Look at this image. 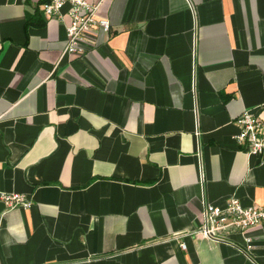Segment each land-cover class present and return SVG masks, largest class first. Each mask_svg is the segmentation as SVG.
<instances>
[{"label":"crops","instance_id":"1","mask_svg":"<svg viewBox=\"0 0 264 264\" xmlns=\"http://www.w3.org/2000/svg\"><path fill=\"white\" fill-rule=\"evenodd\" d=\"M44 1L0 0V264H264V224L192 234L205 202L264 205L235 139L264 119V0H92L111 30L71 54Z\"/></svg>","mask_w":264,"mask_h":264},{"label":"built area","instance_id":"2","mask_svg":"<svg viewBox=\"0 0 264 264\" xmlns=\"http://www.w3.org/2000/svg\"><path fill=\"white\" fill-rule=\"evenodd\" d=\"M100 2L92 0H48L42 8L47 18H59L70 21L66 25V46L64 53H80L83 44L92 34L100 31L109 32L111 22L97 13ZM239 132L235 139L248 155L261 156L264 153V119L252 110L243 111L237 118ZM7 207H28L31 201L19 193L1 194ZM264 224V205L245 206L237 197L230 198L225 205L205 202L202 208L201 224L192 231L193 236L226 241L229 234L240 232L246 235L247 249L252 247L251 228ZM179 235H175L178 237ZM183 249L186 242L180 243Z\"/></svg>","mask_w":264,"mask_h":264},{"label":"trees","instance_id":"3","mask_svg":"<svg viewBox=\"0 0 264 264\" xmlns=\"http://www.w3.org/2000/svg\"><path fill=\"white\" fill-rule=\"evenodd\" d=\"M46 1H48V0H45L44 2H46Z\"/></svg>","mask_w":264,"mask_h":264}]
</instances>
